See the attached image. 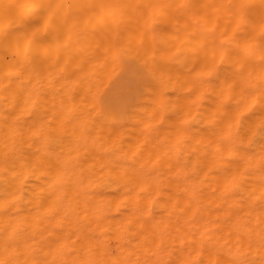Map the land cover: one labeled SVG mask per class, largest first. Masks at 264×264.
Instances as JSON below:
<instances>
[{"label": "clouds", "instance_id": "obj_1", "mask_svg": "<svg viewBox=\"0 0 264 264\" xmlns=\"http://www.w3.org/2000/svg\"><path fill=\"white\" fill-rule=\"evenodd\" d=\"M0 264H264V0H0Z\"/></svg>", "mask_w": 264, "mask_h": 264}]
</instances>
